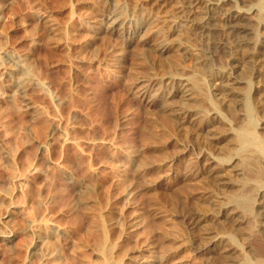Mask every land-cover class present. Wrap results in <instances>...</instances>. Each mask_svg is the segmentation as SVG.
<instances>
[{
    "label": "rangeland",
    "instance_id": "1",
    "mask_svg": "<svg viewBox=\"0 0 264 264\" xmlns=\"http://www.w3.org/2000/svg\"><path fill=\"white\" fill-rule=\"evenodd\" d=\"M168 1L0 0V48L32 75L28 105L0 67V232L16 233L0 237V264H264L255 198L233 175L218 183L227 159L239 156L248 174L239 180L252 182L254 197L264 186L260 165L247 164L264 156V113L246 74L233 96L240 106L224 108L214 68L195 59L203 55L196 31L179 23L185 0ZM251 1L260 19L264 0ZM118 8L150 23L153 42L168 39V51L144 44L146 31L110 33L107 16ZM193 72L203 81L186 102L194 111L173 117L159 104L182 106L177 89ZM209 126L220 140L208 138ZM245 128L256 136L239 148ZM30 228L51 234L54 259L32 254Z\"/></svg>",
    "mask_w": 264,
    "mask_h": 264
},
{
    "label": "bare ground",
    "instance_id": "2",
    "mask_svg": "<svg viewBox=\"0 0 264 264\" xmlns=\"http://www.w3.org/2000/svg\"><path fill=\"white\" fill-rule=\"evenodd\" d=\"M156 1L160 5L165 6V2L168 0ZM251 2V0H185L180 6L181 9H178L181 12V21L179 23H181V25L183 24L182 27L187 26V28L189 27V30L191 28L196 31V37L194 39L200 40V50L203 52V55L199 58L197 56L195 59L199 64L209 65L214 68V77L218 80L215 82V95L217 96V99H220L222 101L221 103L225 105L224 108L232 105L230 104L231 101L235 103V105L233 104V107L238 108L240 106V103L242 102L241 99H237L236 97L233 98V96L236 95L240 85L246 82V74L247 76H250V83L253 84L252 99L254 105L264 113V14L260 19H256L259 10ZM119 8L115 11H111L107 16L109 19L107 30L110 33L125 37L130 33L136 34L140 31H146L148 34L144 38V44L152 45L153 43L152 47H154L159 55L165 54L168 51L170 47V41L168 39H163L161 41L154 40L153 42L156 31L151 28L150 23L139 22L138 18L136 19L133 15L119 10ZM181 25L180 29L182 28ZM256 27H258L257 30H255ZM180 29L177 28L174 31L178 32ZM216 32L220 33L218 39L214 38ZM256 36H258V38H256ZM132 38L133 36L129 38V40H131L129 44L137 42L136 38ZM184 49L185 52L189 54L188 57L192 58L194 53H190V49L187 46ZM220 51L224 52L228 57V62L226 64L218 62ZM21 61V58L14 59L6 49L0 48V67L4 70L3 72L7 76L17 78V86L15 87L22 93L21 98L23 99L24 104L29 105L30 103L26 92L32 85V75L29 72V68ZM181 80L182 82L179 84L180 86L177 90L183 95L185 103L180 107H175L167 102L159 104L173 117L180 113H188V115H190V113L194 111L186 102L194 99L193 91H198L197 89L201 88L203 85L201 75L198 72H193L190 74L189 78H181ZM155 84L156 83L153 81L145 83L141 88L140 95L144 98L145 96H148ZM157 98L154 99V101H156ZM214 113H217V117H220L217 111H214ZM258 127L263 130L261 134H263L264 138V119H261ZM205 130L208 138L211 140H220L222 138V136H218L220 134L213 132L214 129L212 126H209L208 128L206 127ZM255 133L256 132H249L248 128L244 132H239V142H236V146L239 147L240 144L244 146L245 143V146L249 145L248 143H251L253 138H255ZM64 135L67 137L66 133ZM243 146L242 148H244ZM213 161H215L213 156L207 158V164H211ZM241 161L242 159H240L239 156H231L230 159H227L224 163V169L220 170L223 172L220 173L218 183L224 185L233 182L228 181V179H232L230 178V175H233L236 177V180L234 179V181L237 187L243 188V186H246L244 193L248 195V200L249 198H255L254 201L256 202V211L258 213L257 218L259 219L260 225H262L261 227L264 229V186L258 187L256 197H254L255 188L252 186V182L248 186L247 183L244 184L241 182L243 178L239 180L241 177H248L246 170L243 165H241ZM247 164L250 168L259 164L262 173L257 172L256 175L263 176L264 156L259 161H252L249 159ZM250 175L251 177L253 176L252 173ZM229 205H225L223 209L228 208ZM234 213V215L241 216L238 207L234 208ZM241 217H239L240 220L239 218L237 219L239 225L238 233L240 236L246 233L244 231V223L246 221ZM132 226L130 225V227ZM39 227L42 228L40 225ZM34 229H29L32 232L31 234L35 235V240L30 247L32 254L41 253V258L44 260L54 259L57 256L55 249L48 248L47 245L49 244V239H51L49 237L51 234H46V231V233H44V229ZM15 236L16 233L14 232H0V237L6 238L7 241H12ZM214 236L209 237L212 238ZM210 244H213V239H210V241L206 243L204 242L203 245H199V250H208L207 248H209ZM146 263H148V261H145L143 264ZM233 264L242 263L235 262Z\"/></svg>",
    "mask_w": 264,
    "mask_h": 264
}]
</instances>
